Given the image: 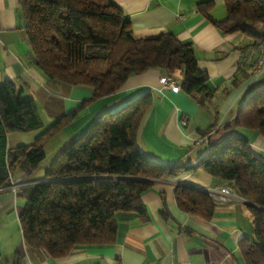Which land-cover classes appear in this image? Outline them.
Instances as JSON below:
<instances>
[{"label":"trees","instance_id":"1","mask_svg":"<svg viewBox=\"0 0 264 264\" xmlns=\"http://www.w3.org/2000/svg\"><path fill=\"white\" fill-rule=\"evenodd\" d=\"M223 3L226 18L222 21L211 18L210 1L196 9L222 35L244 33L258 40V47L264 30V0ZM19 7L28 63L50 80L92 91L89 99L56 120L31 145L10 149L8 136L35 131L42 121L33 100L20 99L10 81L0 85V189L12 183L23 185L26 206L19 222L25 244L61 259L82 247L114 244L118 213H134L147 220L142 195L155 181L178 178L193 167L163 165L138 149L141 123L152 105L149 94L98 116L56 156L42 180H33L48 139L88 105L116 93L133 75L152 69L169 77L180 72L181 90L201 107L207 108L212 94L191 43L169 33L134 38L130 21L112 0H19ZM216 125L199 133L205 137ZM236 127L256 130L264 139V88L224 129ZM194 170L232 185L251 204L253 238L241 240L238 248L244 264H264V161L252 153L247 140L232 134L210 140L206 156ZM19 175L22 178L15 179ZM174 197L186 213L205 220L214 214L216 203L200 190L177 186ZM12 264H21L17 254Z\"/></svg>","mask_w":264,"mask_h":264},{"label":"crops","instance_id":"2","mask_svg":"<svg viewBox=\"0 0 264 264\" xmlns=\"http://www.w3.org/2000/svg\"><path fill=\"white\" fill-rule=\"evenodd\" d=\"M112 1L130 21L134 38H156L169 33L182 43H191L198 67L208 75L212 98L207 108L201 107L184 91L173 92L162 86L160 79L169 76L152 69L133 75L122 89L88 105L72 123L89 124L98 116L114 113L149 94L152 105L141 123L138 149L160 164L192 166L193 170L153 183L141 197L147 220L134 213H118L114 244L82 247L61 259L25 244L19 216L26 199L20 189L23 185L14 189L12 183L0 189L1 261L5 255L2 263L12 264L17 254L21 264H244L238 246L241 240L253 238L251 204L240 197L237 201L216 203L212 218L205 220L179 209L174 191L177 186L201 190L225 183L194 170L206 156L210 140L237 135L247 140L252 153L264 161V139L258 131L243 127L224 129L264 88V70L255 69L258 40L240 32L222 35L196 9L198 4L210 1L211 18L222 21L226 18L223 0ZM19 9V0H0V85L10 81L20 99L33 100L41 128L50 127L89 99L92 91L50 80L28 63L29 46ZM171 78L180 86L182 80ZM214 122L215 129L201 136L199 132ZM24 137L21 133L8 136V148L25 145ZM18 178L22 175L15 177Z\"/></svg>","mask_w":264,"mask_h":264},{"label":"rangeland","instance_id":"3","mask_svg":"<svg viewBox=\"0 0 264 264\" xmlns=\"http://www.w3.org/2000/svg\"><path fill=\"white\" fill-rule=\"evenodd\" d=\"M173 77L177 80H180V81L182 80V76L177 72L176 74H173ZM93 121L89 124H81V123H84V121H81L79 123H71L70 125L66 126L64 129L56 133L54 136H52L50 139H48V141L43 145V148H42V153L43 155H45V158L40 164V167L32 174V178L34 179L37 177L38 178L44 177L46 171L49 169V165L53 162L56 156L70 142L80 137L85 132V130L93 123ZM48 128L49 126H44L35 131L24 133L25 145H31L34 142L35 138ZM18 185L20 186V184ZM3 259H5V255L3 256ZM3 259H2V262H3Z\"/></svg>","mask_w":264,"mask_h":264},{"label":"built area","instance_id":"4","mask_svg":"<svg viewBox=\"0 0 264 264\" xmlns=\"http://www.w3.org/2000/svg\"><path fill=\"white\" fill-rule=\"evenodd\" d=\"M263 33H264V30H263ZM256 59H258V68H255V69H257L258 71L264 70V50H262V54H257ZM160 83L162 84V86H164L165 88L173 92H179L178 84H176V82L166 81L164 77H162L160 79ZM181 125L186 126V122L181 121ZM16 185L18 184L17 183H15V185L13 184L14 189L17 188ZM203 191L211 192V199L215 203H219V204L220 203L225 204V203L237 201L239 199V196L237 195L234 187L227 183L221 186L214 187V188H204Z\"/></svg>","mask_w":264,"mask_h":264},{"label":"bare ground","instance_id":"5","mask_svg":"<svg viewBox=\"0 0 264 264\" xmlns=\"http://www.w3.org/2000/svg\"><path fill=\"white\" fill-rule=\"evenodd\" d=\"M262 50H264V33H262V39L259 42V45H258V53L257 54H262ZM255 68H258V59H256V61H255ZM164 79L166 81L175 82L171 77H164ZM180 90H181V88L178 85V91H180ZM200 191L204 192L205 194H207V196H209L211 198V192H209V191H203V189H201Z\"/></svg>","mask_w":264,"mask_h":264}]
</instances>
